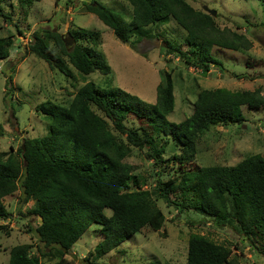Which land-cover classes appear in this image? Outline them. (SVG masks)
I'll return each mask as SVG.
<instances>
[{"label":"trees","instance_id":"1","mask_svg":"<svg viewBox=\"0 0 264 264\" xmlns=\"http://www.w3.org/2000/svg\"><path fill=\"white\" fill-rule=\"evenodd\" d=\"M10 1L28 6L39 0ZM4 2L0 0V16L13 21L12 13L3 7ZM126 2L129 20L99 0L84 4L119 40L131 44L135 34L141 38L153 27L174 20L184 31L188 47L183 49L180 43L165 39L168 54L173 53L204 74L217 65L225 71L223 62L212 53L214 47L237 51L252 47V41L245 34L220 28L214 16L195 8L188 0ZM15 26L22 32L19 25ZM69 35L74 42L72 47L58 30L41 28L33 32L30 49L67 77L74 76L73 68L83 78L95 71L110 74L111 67L93 43L100 36L98 31L76 28ZM14 43L13 34L0 36V62L10 56ZM105 83L100 87L92 80L86 81L67 104L51 100L41 103L37 109L48 120L47 134L25 138L16 150L11 147L7 152H0V219L11 214L4 198L21 188L26 201H35L30 212L41 217L36 231L41 241L54 249L60 258L59 264H67L65 256L93 224L100 225L102 236L96 259L118 248L146 226L156 231L162 229L166 214L158 204L159 199L182 212L185 208H195L220 223L231 222L249 238L264 237L262 154H248L235 165L183 169L174 178L166 181L159 178L153 191L134 189L136 181L143 177L127 161L135 147L148 145L153 150V159L156 158L154 164H158V156L163 152L156 149L158 134H155L159 130L169 144L170 133L179 140L180 151L173 150L168 161L181 166L192 163L199 152L198 142L207 131L218 125L243 123L244 106L264 107L261 88L236 91L224 87L203 88L197 93L192 113L177 123L168 119L175 108L172 71H166L164 82L157 85L154 103L112 86L111 79ZM131 117L148 120L152 130L135 126ZM3 133L0 123V135ZM177 190L186 199L174 198ZM31 249L30 244L14 246L8 264H41L39 255ZM186 264L238 263L225 244L206 235L191 234Z\"/></svg>","mask_w":264,"mask_h":264},{"label":"rangeland","instance_id":"2","mask_svg":"<svg viewBox=\"0 0 264 264\" xmlns=\"http://www.w3.org/2000/svg\"><path fill=\"white\" fill-rule=\"evenodd\" d=\"M90 1L39 0L28 6L10 0L3 3L5 11L12 13L13 21L0 16V36L13 34L15 43L10 56L0 62V123L4 128L3 135H0V152H7L11 147L16 150L25 138L47 134L48 120L38 111V105L47 100L67 104L78 88L89 80L103 87L105 80L111 79L112 86L154 103L157 85L164 82L166 71H172L175 108L168 119L177 123L192 113L197 93L203 88L224 87L236 91L259 87L264 93V0H188L195 8L204 10V6H208L215 9V21L220 28L227 27L245 34L252 41L249 50L214 47L212 53L223 62L225 71L217 65L205 74L185 64L173 53L168 54L165 39L180 43L183 49L188 47L184 31L174 20L153 27L141 38L140 34H135L131 44L119 40L106 23L85 9L84 3ZM99 1L126 20L130 19L126 0ZM41 28L61 32L69 47L74 45L70 30L98 31L100 36L93 43L111 67L110 74L95 71L83 78L73 68L74 76L67 77L53 68L30 49L33 32ZM139 38L141 40L136 43ZM7 61L9 73L3 71ZM243 113L246 117L243 123L218 125L207 131L198 142L196 159L185 166L168 161L173 150L174 153L180 151L179 140L170 133L169 144L162 131L157 130L156 149L163 151L158 156V164H154L156 158L153 159V150L148 145L135 147L127 158L135 173H141L143 177L136 181L134 189L153 191L159 178L166 181L181 175L183 169L199 165H235L248 154L264 156V107L250 109L244 106ZM131 119L135 126L152 130L148 120ZM175 193L173 197L178 201L186 199L180 190ZM4 203L11 214L0 219V264L9 263L11 249L19 244H30L32 253L39 255L41 264H59L60 258L54 254V249L47 247L36 231L41 217L30 212L35 201H26L20 188L6 196ZM158 204L166 214L162 229L156 231L146 226L118 248L96 259L102 236L99 234L100 225L93 224L65 256L67 264H186L191 234L206 235L225 244L232 250V259L238 264H264V237L249 238L233 223H220L195 208H185L182 212L167 205L163 199H159ZM106 212L110 213V210Z\"/></svg>","mask_w":264,"mask_h":264},{"label":"water","instance_id":"3","mask_svg":"<svg viewBox=\"0 0 264 264\" xmlns=\"http://www.w3.org/2000/svg\"><path fill=\"white\" fill-rule=\"evenodd\" d=\"M206 12H208V13H210L212 16H216L217 15V11L215 10V9H211V8H209L208 6H204V8H203ZM7 64H8V61L4 64V66H3V71L5 72V73H9V70L7 69Z\"/></svg>","mask_w":264,"mask_h":264}]
</instances>
